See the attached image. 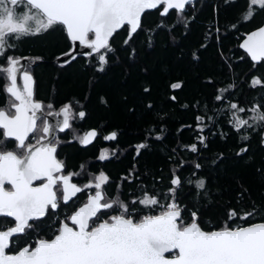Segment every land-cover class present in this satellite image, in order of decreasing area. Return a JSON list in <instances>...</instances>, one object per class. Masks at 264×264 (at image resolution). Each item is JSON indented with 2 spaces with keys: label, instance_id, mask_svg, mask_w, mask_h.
Wrapping results in <instances>:
<instances>
[{
  "label": "trees",
  "instance_id": "16d2710c",
  "mask_svg": "<svg viewBox=\"0 0 264 264\" xmlns=\"http://www.w3.org/2000/svg\"><path fill=\"white\" fill-rule=\"evenodd\" d=\"M247 8L248 0H196L183 14L171 11L162 17L159 10L148 11L142 29L128 44L124 43L126 29L111 38L114 51L108 54L103 71L98 70L95 54L59 64L58 56L73 46L59 27L11 41L14 47L9 55L30 59L26 69L35 78V99L45 111L70 103L74 114L86 113L83 119L71 120L72 128L56 138L64 167L80 173L74 175L78 184L83 186L104 172L109 177L104 186L107 195L119 193L137 209L133 215L139 219L159 214L160 208L147 209L131 201L142 198L144 191L164 197L176 175L182 185L175 198L184 209L186 223L191 211H196L205 231L219 229L230 209L241 214L260 210L248 221H229L233 227L264 222V123L253 122L254 114L248 111L244 116L253 126L238 133L227 110L230 103L249 110L264 104V88L251 87L254 77L264 79V62L254 65L239 47L247 34L264 24V10L257 8L245 22ZM173 83L181 87L173 89ZM229 84L234 87L224 93L226 99L217 101L219 90ZM5 87L6 80L0 78V108L10 99ZM198 116L204 117L203 122ZM93 129L98 131L97 138L91 145H81L77 137ZM112 132L117 133L116 140L103 139ZM27 142L35 141L30 136ZM141 144L146 147L137 154ZM193 144L196 152L190 150ZM4 147L15 150L14 139L6 140ZM242 147L248 151L238 154ZM103 149L110 154L101 161L98 156ZM197 179L205 181L204 189L195 188ZM85 200L86 194L81 193L73 204L61 201L58 212L36 221L34 230L22 236L13 251L37 238H52L63 221L61 215L73 212ZM8 221L3 227L12 226Z\"/></svg>",
  "mask_w": 264,
  "mask_h": 264
},
{
  "label": "snow or ice",
  "instance_id": "6c2138e0",
  "mask_svg": "<svg viewBox=\"0 0 264 264\" xmlns=\"http://www.w3.org/2000/svg\"><path fill=\"white\" fill-rule=\"evenodd\" d=\"M190 3L191 0H0V78L6 80L5 91L10 96L7 106L0 108L3 136L0 139V218H4L0 221V264H264V222L235 227L229 224L237 219L248 221L260 210L241 214L230 209L223 227L205 231L198 223L196 211H191L190 222L186 223L182 216L184 209L175 198L182 185L179 176L173 175L164 197L144 191L142 198L131 201V205L139 204L147 209L160 208L159 214H145L139 219L133 215L137 209L123 201L119 193L114 197L107 195L104 186L109 177L104 172L83 187L73 183L72 176L80 173L64 174V164L56 157L58 141L52 137L54 127L45 117H62L55 128L64 132L72 128L71 120L77 116L83 119L86 113L74 114L70 103L59 112H45L44 105L34 99L33 76L21 63L26 58L8 54L14 47L13 39L59 27L72 44L79 42L90 50L89 56L95 54L98 70L103 71L108 54L114 51L110 40L119 30H127L124 43L128 44L142 29V16L146 12L159 10L162 17L172 10L183 14ZM20 6L26 11L18 13ZM257 8L264 10V0H248L243 20L250 21ZM239 47L254 65L264 62V26L247 34ZM73 52L75 48L64 55L75 59ZM257 86L264 88V79L254 77L251 87ZM180 87V83L171 85L173 89ZM233 87L229 84L221 88L215 99L223 102L224 93ZM47 108L51 109L52 105ZM227 110L229 122L238 133L253 126L244 116L248 111L254 114L250 117L253 122L264 123V104L249 110L230 103ZM197 120L203 122L204 117L198 116ZM37 132L42 134L37 136ZM30 136L34 143L27 142ZM97 136L98 131L93 129L77 139L87 146ZM242 138L246 140L247 136ZM9 139H14L15 150L4 147ZM103 139L114 141L117 133L112 132ZM203 141L200 137V142ZM144 147V144L137 146V154ZM190 150L196 152L197 145H191ZM247 151L242 147L238 154ZM108 158V149H103L98 159ZM194 185L196 189H204L205 181L197 179ZM85 189L95 191L87 196L83 206L59 221L52 238H37L34 243L13 251L19 239L34 230L36 221L51 218L61 200L67 204ZM162 199L167 202L162 203ZM8 218L12 226L3 227Z\"/></svg>",
  "mask_w": 264,
  "mask_h": 264
},
{
  "label": "water",
  "instance_id": "95a60500",
  "mask_svg": "<svg viewBox=\"0 0 264 264\" xmlns=\"http://www.w3.org/2000/svg\"><path fill=\"white\" fill-rule=\"evenodd\" d=\"M196 0H191V3H193V2H195ZM190 3V4H191ZM188 6V5H187ZM186 6V7H187ZM172 11H175V10H172ZM143 17H144V15L142 16V23H143ZM262 26H264V24L262 25ZM256 30V29H255ZM120 31V30H119ZM252 32V31H251ZM246 38V37H245ZM244 38V39H245ZM243 39V40H244ZM243 40H242V42H243ZM241 42V43H242ZM75 48V52H73V55H75V59L76 58H78L79 56H83V55H88L87 53L88 52H90V50L89 49H86L85 47H83V46H80L79 45V42H76L75 44H73V46H72V48L69 50V51H67V52H65V53H68V52H72V50ZM242 51H244L243 49H242ZM65 53H63V54H61V55H59L58 56V58H57V62L59 63V64H67V63H65V60H70V62H72L73 60H75V59H71L70 57H66L64 54ZM30 61V59L29 58H26V59H22L21 60V63H22V65H24V67L26 68V66H27V63ZM69 62V63H70ZM254 63V62H253ZM37 64V61H35L34 62V65H36ZM31 75L33 76V74L31 73ZM18 81H19V77H18ZM33 81H34V99H35V78H34V76H33ZM36 100V99H35ZM37 101V100H36ZM38 102H40V101H38ZM53 113H56V112H53ZM46 119L48 120V122L51 124V125H53V127H54V131H53V133H52V137L55 139V137H56V134H57V131H59V129L58 128H55V125L62 119V117H57V116H55V115H53V116H46ZM94 142V141H93ZM57 153V152H56ZM56 157H57V155H56ZM57 159H58V157H57ZM59 160V159H58ZM73 182V181H72ZM74 198V197H73ZM11 219V218H10Z\"/></svg>",
  "mask_w": 264,
  "mask_h": 264
},
{
  "label": "flooded vegetation",
  "instance_id": "af4514ba",
  "mask_svg": "<svg viewBox=\"0 0 264 264\" xmlns=\"http://www.w3.org/2000/svg\"><path fill=\"white\" fill-rule=\"evenodd\" d=\"M29 63H30V62H28L27 65H28ZM26 68H27V66H26ZM30 73H31V72H30ZM59 111H60V109H59V110H53L52 112H59ZM45 118H46V117H45ZM38 124H40L39 121H38ZM60 132H61V131H57V134H56L55 140H56L57 136L60 134ZM85 133H86V132H85ZM263 138H264V132H263ZM92 143H93V142H92ZM92 143H91V144H92ZM91 144H89V145H91ZM263 144H264V140H263ZM83 146H84V145H83ZM87 146H88V145H87ZM58 147H59V146H58V144H57V153H56V155L58 154ZM57 157H58V155H57ZM58 159H59V157H58ZM59 160H60V159H59ZM60 161H61V160H60ZM68 173H71V172H68L67 169L64 167V174H68ZM72 181H73V183H76L78 186L83 187L82 185L78 184V182H77V177H75L74 175L72 176ZM93 190H94V189H85V191L82 192V194H83V193L86 194V200L83 201V202H81V204H80V205H79V206H78L73 212L68 211V212L64 213V215H61L62 219L64 220L66 217L71 216L76 210H78L79 207L83 206V204L87 202V196L90 195V194H92V193H93ZM80 194H81V193H78L77 196L74 197V198H72V200H70L67 204H70V203L73 204L74 200H75ZM61 201H62V200H61ZM60 203H61V202H60ZM60 206H61V205H59L58 209H57L55 212H58ZM54 217H55V218H59L58 216H54Z\"/></svg>",
  "mask_w": 264,
  "mask_h": 264
},
{
  "label": "rangeland",
  "instance_id": "374dc122",
  "mask_svg": "<svg viewBox=\"0 0 264 264\" xmlns=\"http://www.w3.org/2000/svg\"><path fill=\"white\" fill-rule=\"evenodd\" d=\"M25 10L26 11V8H23V6H20V7H18L17 8V12L19 13L21 10ZM48 111V110H47ZM47 111H45V112H47ZM50 111H53V110H50ZM41 127H42V124H41ZM40 134H42V133H40ZM82 136V135H81ZM80 137V136H79ZM108 152H109V154H110V150L108 149ZM95 190H93V192H94Z\"/></svg>",
  "mask_w": 264,
  "mask_h": 264
}]
</instances>
